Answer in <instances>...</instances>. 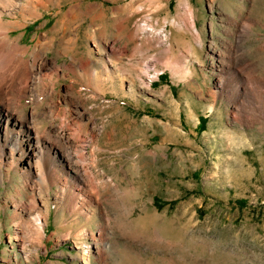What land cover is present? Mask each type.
<instances>
[{
	"label": "rangeland",
	"instance_id": "rangeland-1",
	"mask_svg": "<svg viewBox=\"0 0 264 264\" xmlns=\"http://www.w3.org/2000/svg\"><path fill=\"white\" fill-rule=\"evenodd\" d=\"M4 19L44 60L17 110L94 175L33 188L5 167L0 264H264V87L242 95L229 65L219 84L231 42L264 79V0H43ZM19 200L47 209L44 231Z\"/></svg>",
	"mask_w": 264,
	"mask_h": 264
},
{
	"label": "bare ground",
	"instance_id": "bare-ground-1",
	"mask_svg": "<svg viewBox=\"0 0 264 264\" xmlns=\"http://www.w3.org/2000/svg\"><path fill=\"white\" fill-rule=\"evenodd\" d=\"M42 1L0 0V69L7 68L0 72V182L5 174L4 168L8 167V171L17 169L22 172L27 185L30 184L33 188L36 187V183L33 182L34 178L42 180L49 169L55 171L57 167L60 180L67 179L65 177L68 173H71L76 179H82L84 175L93 178L92 174L94 175L86 159L87 155L83 145L79 150L73 152L69 137L70 140L67 139V148L63 150L62 157L58 156L60 151L55 152L59 146L57 141L45 136L27 115L17 110V105H22V99L27 98L35 90L34 84L41 80L44 60L41 57L42 50L38 45L32 51V58H25L30 48L20 42V37L11 36L10 32L15 24L5 21L4 16L6 14L16 15L25 10L36 11ZM230 44H232V48L226 55L225 51L219 52L223 64L219 68V79H221L219 84L225 85L221 76L225 72L226 65L231 68L235 66L240 70V73L242 71L241 74L245 77V81L237 88V91L240 92V89L243 88L242 95H249V92L253 93V91L259 92L260 88L264 87V79L259 75L257 62L249 57L243 49L242 43L231 42ZM81 65L85 67L83 63ZM96 76L98 77L97 73ZM10 94H15L16 103L8 98ZM240 98L233 99V104L238 111L242 109ZM57 134L60 140L67 138L65 128L59 129ZM70 194L71 191L68 205L71 202H76L80 207L87 199V194L79 197L72 193L74 200H71ZM15 207L20 217L23 216V212L29 213L33 222L40 224L39 233L45 230L48 211H46L47 209L44 211L38 205L37 200H33L32 204L19 200L15 203Z\"/></svg>",
	"mask_w": 264,
	"mask_h": 264
},
{
	"label": "trees",
	"instance_id": "trees-1",
	"mask_svg": "<svg viewBox=\"0 0 264 264\" xmlns=\"http://www.w3.org/2000/svg\"><path fill=\"white\" fill-rule=\"evenodd\" d=\"M34 24H36V22ZM32 26H28V29H31ZM205 125H206V119L204 118V122L203 121L200 122V128H203L204 129Z\"/></svg>",
	"mask_w": 264,
	"mask_h": 264
}]
</instances>
